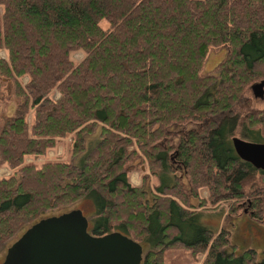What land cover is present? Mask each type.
<instances>
[{
    "label": "trees",
    "instance_id": "obj_1",
    "mask_svg": "<svg viewBox=\"0 0 264 264\" xmlns=\"http://www.w3.org/2000/svg\"><path fill=\"white\" fill-rule=\"evenodd\" d=\"M0 52V100L14 104L0 114V243L87 201L88 231L146 246L139 264H166L170 247L187 264H264L200 222L226 203L264 223V170L231 145L264 142V93L249 95L264 80V0H0ZM67 136L79 162H25Z\"/></svg>",
    "mask_w": 264,
    "mask_h": 264
},
{
    "label": "water",
    "instance_id": "obj_2",
    "mask_svg": "<svg viewBox=\"0 0 264 264\" xmlns=\"http://www.w3.org/2000/svg\"><path fill=\"white\" fill-rule=\"evenodd\" d=\"M250 91L262 98L264 80L252 83ZM231 145L241 160L264 170V142L232 137ZM87 228L79 209L40 219L24 230L16 246L6 248L4 261L11 256L14 264H139L142 246L138 241L119 230L95 235Z\"/></svg>",
    "mask_w": 264,
    "mask_h": 264
},
{
    "label": "rangeland",
    "instance_id": "obj_3",
    "mask_svg": "<svg viewBox=\"0 0 264 264\" xmlns=\"http://www.w3.org/2000/svg\"><path fill=\"white\" fill-rule=\"evenodd\" d=\"M104 26V23H101ZM226 48L224 46L209 49L206 55V59L204 62V70L210 72L212 68L223 58ZM0 55L3 56V52H0ZM81 53L75 52L71 54L73 60L78 61L81 58ZM250 97L253 99L254 106H260L261 102L259 99L253 98L251 92H249ZM53 96L56 97V93H53ZM14 104L8 98H2L0 100V114H10L13 110ZM192 126V124L183 127L188 128ZM176 129V128H175ZM98 139V130L96 129L94 133L86 138L85 146L89 147L95 143ZM69 137H65L57 142V144L48 149L44 156L38 157L33 159L32 157H26L25 162H33L36 164L41 163L43 160H65L68 161L73 160L74 162H79L82 155L81 154L78 158L72 157L69 154ZM177 141V136H173V142ZM141 167V169H140ZM144 169V168H143ZM142 170V166H136L134 169L129 173V181L132 184H138L140 182V172ZM148 173L147 170L144 171ZM9 170L2 166L0 168V176L7 175ZM155 183V179L153 176L148 177V187L147 189L150 190ZM199 195L204 197L206 195V191L204 188L199 189ZM229 204H219L214 210H206L204 209L200 215V222L212 229V230H219V229H226L227 230V238L228 242L235 244L237 247H251L256 249L258 254H264V223L260 220L252 219L248 212L245 211V206L243 208H237L234 211L229 212ZM72 209H79L81 213L85 215H90L92 211L91 205L89 202L82 201L79 202L71 207ZM70 208H67V211ZM64 210H58L55 212H50L47 216H54L59 214ZM65 212V211H64ZM21 229L18 231L8 240L0 243V263L2 262V258L5 254L6 248L8 247L9 243L16 237L17 233H19ZM7 246V247H6ZM144 249L146 246L141 245ZM165 262L166 264H187L189 254L185 249L182 247H170L164 251ZM201 259L202 255L199 256ZM5 264H14V259L10 258Z\"/></svg>",
    "mask_w": 264,
    "mask_h": 264
},
{
    "label": "flooded vegetation",
    "instance_id": "obj_4",
    "mask_svg": "<svg viewBox=\"0 0 264 264\" xmlns=\"http://www.w3.org/2000/svg\"><path fill=\"white\" fill-rule=\"evenodd\" d=\"M57 215H59V214H57ZM57 215H54V216H57ZM28 228V227H27ZM26 228V229H27ZM24 230L25 229H23V230H21V232L9 243V245H11V244H13V243H15V246L18 244L17 243V239L21 236V234L24 232ZM8 245V246H9ZM10 258H12L11 256L10 257H8L7 259H6V261H4V256H3V258H2V262L0 263V264H5L6 262H7V260H9ZM4 261V262H3Z\"/></svg>",
    "mask_w": 264,
    "mask_h": 264
}]
</instances>
